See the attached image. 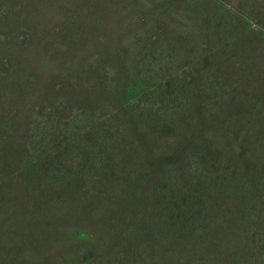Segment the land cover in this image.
Wrapping results in <instances>:
<instances>
[{"label":"rangeland","instance_id":"1","mask_svg":"<svg viewBox=\"0 0 264 264\" xmlns=\"http://www.w3.org/2000/svg\"><path fill=\"white\" fill-rule=\"evenodd\" d=\"M81 4L0 112V264H264V0ZM157 70L136 104L103 85Z\"/></svg>","mask_w":264,"mask_h":264},{"label":"trees","instance_id":"2","mask_svg":"<svg viewBox=\"0 0 264 264\" xmlns=\"http://www.w3.org/2000/svg\"><path fill=\"white\" fill-rule=\"evenodd\" d=\"M81 1L82 0H14L13 2L6 3V7L3 8V13L0 14V68L7 70V72L14 73V70H16L18 66H22L27 62L29 67H31L30 64H32L33 68H37V70L27 71L24 75L22 74L19 79L14 80L13 82L9 79V75L8 78H3V80L0 81V112L2 109L11 110L15 98H18L15 93L19 96L28 97L29 100L34 98L35 94L33 91H36L34 90L36 85L42 80L38 75V69L41 71L46 70L48 73L53 71L49 60L46 61L41 57V52L38 50V47H36L34 40L30 39V35H32V38L34 36L35 39L38 34L43 32V29L45 30L49 27H56L59 30L58 34L61 36L64 32V26L59 27V25H57L62 22L60 19L61 17L65 20L64 22H66L68 26H70V24H72V26L77 25V23L82 20L80 15L83 14L85 10ZM228 13H231L230 9H228ZM82 23L85 26L84 20ZM5 29L8 31H15L16 39L13 45L3 37L5 33H7ZM82 52L84 51L82 50ZM80 62H82V53ZM160 62L162 63V61ZM79 64V62H74L75 67ZM58 70L59 69L55 66L54 71ZM1 73L4 72L0 70V74ZM158 76L159 70L154 74V77L156 78L155 80L154 78L148 80L150 76L142 72V75H134L128 79L127 82L123 81L121 83L114 75L108 78L103 85L108 89L106 90L108 94L112 93L116 88L124 87L125 91L123 100L126 103L136 104L141 100L140 97H142L143 93L148 90L152 84L157 87L161 86L162 79L161 82L158 81ZM11 85L18 87L20 92L13 90ZM98 85L102 86L96 79L93 86L96 87ZM27 88L33 91L27 92ZM26 108L29 110L31 108L30 104H27ZM3 122V125L7 128H12L14 126L12 121L5 120ZM87 124H91L89 116L85 118L82 128L71 129V131H75V137L83 134V129ZM64 129L69 130V125H65ZM45 134H50L48 128H46ZM46 137L49 139L48 135ZM41 147L42 149H46V144H43ZM39 148L40 146L34 143L29 149L30 154L27 159V167L33 171L36 167L34 166V158L36 151ZM56 167L58 171L60 169L61 173L65 174L68 171V169H65L66 167L60 168L57 165Z\"/></svg>","mask_w":264,"mask_h":264}]
</instances>
